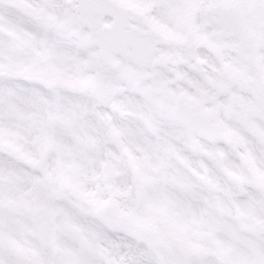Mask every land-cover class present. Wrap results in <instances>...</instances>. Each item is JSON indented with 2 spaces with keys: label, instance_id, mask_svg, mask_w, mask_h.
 Instances as JSON below:
<instances>
[{
  "label": "snow or ice",
  "instance_id": "1",
  "mask_svg": "<svg viewBox=\"0 0 264 264\" xmlns=\"http://www.w3.org/2000/svg\"><path fill=\"white\" fill-rule=\"evenodd\" d=\"M0 264H264V0H0Z\"/></svg>",
  "mask_w": 264,
  "mask_h": 264
}]
</instances>
